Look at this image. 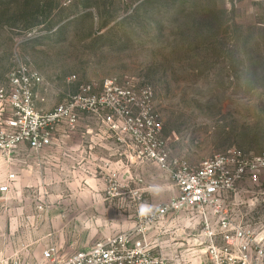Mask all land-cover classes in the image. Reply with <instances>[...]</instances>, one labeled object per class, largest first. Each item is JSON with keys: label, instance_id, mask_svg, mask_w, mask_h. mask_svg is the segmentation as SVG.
<instances>
[{"label": "rangeland", "instance_id": "374dc122", "mask_svg": "<svg viewBox=\"0 0 264 264\" xmlns=\"http://www.w3.org/2000/svg\"><path fill=\"white\" fill-rule=\"evenodd\" d=\"M20 63L40 74L45 111L106 80L150 86L170 156L192 166L264 153V0H0V87ZM226 205L264 231V179Z\"/></svg>", "mask_w": 264, "mask_h": 264}, {"label": "built area", "instance_id": "2783aa9c", "mask_svg": "<svg viewBox=\"0 0 264 264\" xmlns=\"http://www.w3.org/2000/svg\"><path fill=\"white\" fill-rule=\"evenodd\" d=\"M42 82L38 72L20 63L0 87V158L10 157L21 144L44 150L51 145L60 126L74 130L80 114H96L102 117L116 142L138 160L157 164L173 183L170 201L152 210H138L132 231L116 234L65 260H60L53 248L47 249L43 252L47 264H168L169 260L157 253L147 239V232L179 214L199 220L204 251L192 252L175 262L189 264L186 261L197 257L198 264H264V231L236 221L226 205L242 184L263 183L264 153L254 155L230 148L192 166L170 156L150 86L106 80L99 94H94L91 86H82L78 95L45 111L37 104V89ZM7 189L1 187L0 192ZM133 196L139 198L137 192ZM0 264L22 263L4 259Z\"/></svg>", "mask_w": 264, "mask_h": 264}, {"label": "crops", "instance_id": "0c3cea01", "mask_svg": "<svg viewBox=\"0 0 264 264\" xmlns=\"http://www.w3.org/2000/svg\"><path fill=\"white\" fill-rule=\"evenodd\" d=\"M5 186L0 260L22 264H47L43 252L50 248L65 260L130 232L138 210H152L173 196L167 172L135 158L102 117L88 113L80 114L74 130L60 126L48 148L21 144L0 158V188ZM199 223L186 214L169 217L151 227L147 239L167 260H182L192 253L187 246L195 241Z\"/></svg>", "mask_w": 264, "mask_h": 264}]
</instances>
